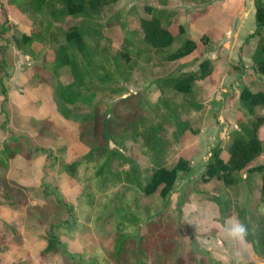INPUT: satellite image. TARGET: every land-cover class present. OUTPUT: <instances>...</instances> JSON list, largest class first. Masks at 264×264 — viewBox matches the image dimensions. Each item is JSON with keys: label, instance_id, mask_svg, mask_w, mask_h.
<instances>
[{"label": "rangeland", "instance_id": "374dc122", "mask_svg": "<svg viewBox=\"0 0 264 264\" xmlns=\"http://www.w3.org/2000/svg\"><path fill=\"white\" fill-rule=\"evenodd\" d=\"M107 1L95 20L103 28L105 39L101 43L109 45L112 56L131 64L132 70L113 83L100 85L93 107L97 118L85 126L64 119L52 101V44L36 42L19 47L23 35L37 30V20L23 13L13 0H0V23L7 30L0 39V82L6 90V97L0 94V151L6 143L19 148L18 153L9 157L7 166H0V264H113L108 253L113 250L119 222H126L124 217L129 212L144 219L142 212L147 216V210L153 215L169 214L181 225L183 235L178 239L184 253L209 252L220 264H264V256L256 255L245 238L242 242L233 240L226 231L228 223L238 220L239 209L245 211L254 231L264 220L261 201L264 172L243 171L239 173L240 181L233 186L216 179L208 183L202 180L213 150L222 149L226 160L233 131L264 115V109L260 108L250 114L240 101L244 87L253 92L264 91V77L252 70V61L233 59L225 64L226 60L219 57V48L232 44L217 19L213 20L226 13L219 10L221 3ZM211 12L212 16L208 15ZM153 15L159 16L163 26L175 35V43L164 52L155 51L142 40L139 19ZM79 20L67 16L58 25L67 29L79 24ZM187 39L196 42L195 51L180 60L166 61V54ZM244 53L251 57L253 52ZM242 55L241 49L239 59ZM205 60L212 63L211 74L197 81L190 94L178 93L167 86L161 96L156 81L199 72ZM60 79L64 83L71 80L67 69L60 70ZM160 98L166 105L158 101ZM158 102L156 122L163 124L161 136L165 141L163 165L172 167L180 158L190 164V172H179L165 201L159 192L145 196L141 189L114 182L113 176L104 183L105 173L96 175L104 162L102 152L95 153L90 163H82L75 178L64 171V164L82 158L92 148L108 147L133 159L148 172L144 182L148 181L153 167L150 155L141 149L142 139H135L123 127L140 116L153 119L151 106ZM174 112L190 125L179 142L172 135L176 128L173 117L163 121L164 114L173 116ZM33 120L53 123L56 133L41 135ZM104 131L110 139L103 136ZM260 136L263 154L250 166L264 164V126ZM128 168L127 164L120 166L117 159L112 163V172ZM213 195L231 204L229 217L223 221L219 218L222 226L220 221H210L208 215L211 210L207 203ZM53 222L62 226L57 229L61 252L45 254L46 230ZM144 225L138 224L143 231Z\"/></svg>", "mask_w": 264, "mask_h": 264}, {"label": "trees", "instance_id": "16d2710c", "mask_svg": "<svg viewBox=\"0 0 264 264\" xmlns=\"http://www.w3.org/2000/svg\"><path fill=\"white\" fill-rule=\"evenodd\" d=\"M18 8L31 18L36 19L39 27L30 35H23L19 47L31 46L34 43L42 45L52 44L53 60L52 83L50 93L57 112L66 120L77 121L82 125H89L97 118V111L93 109L97 93L101 84L113 83L121 75L131 73L132 65L125 64L118 59L117 55H111L109 45H103L105 39L102 34L103 28L95 20L101 13L107 0H13ZM169 1V0H163ZM256 30L246 42L253 37H258V43L254 49L252 59V70L264 77V0H254ZM74 16L79 24L72 25L67 29L58 25L65 17ZM97 25V26H96ZM139 29L143 34V42L158 52H164L175 43V35L167 27L163 26L159 16L139 19ZM5 27L0 23V39L6 33ZM183 31L182 29L180 30ZM111 44V40L107 39ZM197 48L196 42L185 40L183 44L169 51L165 60L173 62L190 55ZM128 55L127 53H124ZM127 60L129 58L127 57ZM211 61L205 60L200 66L199 72L184 74L178 78H164L156 81L161 89V96L167 86L182 94H190L193 86L199 80H203L211 74ZM67 69L71 80L64 83L60 79V70ZM113 92L117 90L113 89ZM0 94L6 95V90L0 82ZM6 97V96H5ZM163 102L162 98L158 100ZM240 101L250 114H254L257 108L264 109V91L253 92L244 87L240 94ZM159 102L151 106L154 118L137 117L124 124L123 131H130L135 139L141 138V149L150 155L153 167L148 181H145L146 171H143L133 159L125 156L121 150L111 148H92L82 158L64 164L66 173L75 178L77 170L82 163H90L95 153H105L103 164L98 169L97 177L105 173L103 182L110 181L113 176L114 182L122 183L131 187L141 189L145 196H152L159 192L160 198L165 201L171 193L179 177V172H190L188 161L180 158L172 167H166L161 161L164 153L165 141L162 139L161 131L163 124L156 122ZM164 104V102H163ZM166 105V103L164 104ZM196 108L199 105L192 104ZM92 109L85 112L84 109ZM171 112V111H170ZM173 113V110H172ZM173 117L175 130L172 135L176 142L190 130L189 122L180 119V115L174 112L164 114L163 121ZM35 127L41 135L48 132L56 133L53 123L42 120H33ZM264 126V115L256 116L248 123L243 124L240 129L234 130L231 142L227 147L228 158L222 157V149L216 148L211 155V161L207 164L202 176L204 183L211 180L222 181L226 186H233L240 181L239 173L243 171H263L264 164L250 166L252 162L259 159L263 154V143L260 130ZM106 139H110L107 131L103 132ZM42 151V150H41ZM45 151V150H43ZM19 152L15 144L6 143L0 151V166L8 165V159ZM51 152V151H49ZM117 159L120 166L128 165L127 170L112 172V163ZM219 206L220 215L223 219L229 217L231 204L223 202L217 195L210 198ZM261 201L264 202V175L262 176ZM145 216L141 219L139 214L129 212L125 215L126 222H119L114 234L113 250L108 253V258L113 264H220L216 262L209 252H198L194 250L184 253L178 237L183 235L181 225L169 214L161 212L153 215L147 210L142 212ZM123 217V216H122ZM238 220L246 225V241L249 242L256 255L264 256V220L259 223L256 231L250 225L249 218L243 209H239ZM40 222H45L40 219ZM140 222L145 223V231L138 226ZM61 224L51 223L46 230L47 245L45 254H57L61 252V240L57 229ZM192 237V236H191ZM18 264V263H15Z\"/></svg>", "mask_w": 264, "mask_h": 264}, {"label": "crops", "instance_id": "0c3cea01", "mask_svg": "<svg viewBox=\"0 0 264 264\" xmlns=\"http://www.w3.org/2000/svg\"><path fill=\"white\" fill-rule=\"evenodd\" d=\"M220 4L218 7L220 11L225 10L224 17L214 18L219 22L218 26L222 27V33L228 35L230 38V44H224L220 47L219 57L222 58L225 64L233 59L242 60L244 63L251 62V57H248L245 51L253 52L258 43V37L251 38L246 42L247 38L253 34L256 30L255 22V7L254 0H217ZM179 3V0H170L169 4ZM208 15L212 16V12ZM249 43V44H248ZM243 50V55L239 59L240 50ZM246 65V64H245ZM251 65V64H250ZM249 65V66H250ZM248 67V65H246ZM261 137V136H260ZM210 155V154H209ZM207 208L211 210L208 213L211 217L212 222L219 223L222 226L223 218L219 213V208L214 204V202L209 201L207 203ZM221 218V220L219 219ZM226 223V221H225ZM246 240V239H245Z\"/></svg>", "mask_w": 264, "mask_h": 264}, {"label": "clouds", "instance_id": "9594fccd", "mask_svg": "<svg viewBox=\"0 0 264 264\" xmlns=\"http://www.w3.org/2000/svg\"><path fill=\"white\" fill-rule=\"evenodd\" d=\"M227 235L236 241H243L247 235V227L240 221H232L227 224Z\"/></svg>", "mask_w": 264, "mask_h": 264}]
</instances>
